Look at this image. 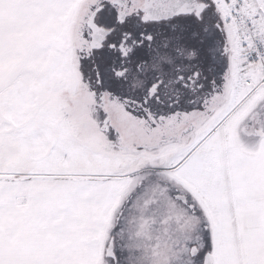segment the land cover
I'll list each match as a JSON object with an SVG mask.
<instances>
[{
	"label": "snow or ice",
	"instance_id": "6c2138e0",
	"mask_svg": "<svg viewBox=\"0 0 264 264\" xmlns=\"http://www.w3.org/2000/svg\"><path fill=\"white\" fill-rule=\"evenodd\" d=\"M0 264H264V0H0Z\"/></svg>",
	"mask_w": 264,
	"mask_h": 264
}]
</instances>
